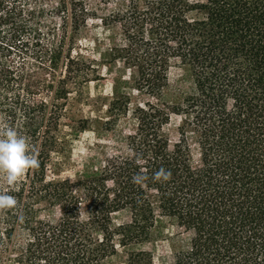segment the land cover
<instances>
[{"label": "trees", "instance_id": "1", "mask_svg": "<svg viewBox=\"0 0 264 264\" xmlns=\"http://www.w3.org/2000/svg\"><path fill=\"white\" fill-rule=\"evenodd\" d=\"M90 15L83 0H0V124L39 161L13 186L0 179L17 202L0 210V264H101L147 242L158 217L178 229L167 264H264V0H127L110 61L140 96L158 100L172 64L191 89L171 103L116 94L104 128L128 122L121 143L88 174L47 178L68 84L98 75L72 54ZM125 264L152 253L131 248Z\"/></svg>", "mask_w": 264, "mask_h": 264}, {"label": "rangeland", "instance_id": "2", "mask_svg": "<svg viewBox=\"0 0 264 264\" xmlns=\"http://www.w3.org/2000/svg\"><path fill=\"white\" fill-rule=\"evenodd\" d=\"M90 11L86 28L75 40L72 54H79L97 70L95 79L78 85L68 84L69 94L61 111L59 134L64 143L59 152L52 153L47 165V178L75 179L90 173L100 160L120 144L130 125L121 121L112 130L104 128L107 106L116 94L129 93L131 101L151 99L154 102H177L191 89L190 76L183 67L172 64L167 72V86L156 100L138 95L130 88V71L119 61H110L106 52L122 43L120 26L112 15L124 8L127 0H83ZM172 127V126H171ZM55 216V215H53ZM129 219L127 210L111 215L113 225ZM178 229L167 217H158L147 242L128 247L116 246L114 254L101 264H125L126 253L131 248H141L152 253L153 264H167L170 245Z\"/></svg>", "mask_w": 264, "mask_h": 264}, {"label": "clouds", "instance_id": "3", "mask_svg": "<svg viewBox=\"0 0 264 264\" xmlns=\"http://www.w3.org/2000/svg\"><path fill=\"white\" fill-rule=\"evenodd\" d=\"M39 166L35 152L29 149L28 140L14 127L0 124V179L13 186L25 172ZM170 173L164 169L154 173V178L169 179ZM143 177L134 175L133 183H139ZM16 199L6 193H0V210L13 208Z\"/></svg>", "mask_w": 264, "mask_h": 264}]
</instances>
